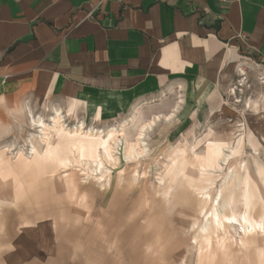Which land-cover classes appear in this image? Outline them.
Segmentation results:
<instances>
[{
    "label": "rangeland",
    "instance_id": "374dc122",
    "mask_svg": "<svg viewBox=\"0 0 264 264\" xmlns=\"http://www.w3.org/2000/svg\"><path fill=\"white\" fill-rule=\"evenodd\" d=\"M240 55L227 61L211 90L190 92L201 89L194 81L169 86L106 117L76 102L30 100L37 118L62 107L69 128L80 121L104 133L124 126L132 142L139 122L161 116L143 138L149 149L143 155L136 146L132 155L123 153L124 136L114 142L104 136L92 155L81 151L87 159L106 153L100 167L63 165L65 143L42 174L25 168L20 154L31 155L39 129L24 116V100L3 106L0 264H264V61ZM216 134L236 153L221 143V157H212ZM244 209L254 226L240 234L222 214Z\"/></svg>",
    "mask_w": 264,
    "mask_h": 264
},
{
    "label": "crops",
    "instance_id": "0c3cea01",
    "mask_svg": "<svg viewBox=\"0 0 264 264\" xmlns=\"http://www.w3.org/2000/svg\"><path fill=\"white\" fill-rule=\"evenodd\" d=\"M240 54L264 61V0H0V110L119 114L169 86L211 90Z\"/></svg>",
    "mask_w": 264,
    "mask_h": 264
},
{
    "label": "bare ground",
    "instance_id": "6f19581e",
    "mask_svg": "<svg viewBox=\"0 0 264 264\" xmlns=\"http://www.w3.org/2000/svg\"><path fill=\"white\" fill-rule=\"evenodd\" d=\"M31 106H32V104H31ZM31 106L29 103H26L23 106V114H24V116H26L28 118L29 124L32 125L33 128L39 129L40 133L37 135V136H39V139H37V144H35L34 142H31V144H32V148H31L32 150L31 151L32 152H31L30 156L24 155L23 153L20 154L23 158L21 163H22V166H24L25 168H29V169L37 166V169L35 171L40 173V174H42L45 171V167H46V163H47L46 161H49V159H55V158H57V156H60L62 154V149L64 148L63 146L66 145L65 143H67L66 146L68 147V157H67L68 162L65 161L66 160L65 159L64 161H62L63 165L69 164V163L72 164L75 161H80L82 163L87 164L88 166H91V168H92L93 164H95V163L97 164V167H100L102 165L104 166V158L107 159L106 153H104L102 155L101 159H87V158H84L81 154V151H82V152H87L90 155H92L95 151L98 150L99 146H101L103 144L102 141L104 139V136H107V138L111 139L112 142H114L115 139H119L120 136H124L126 147H124L125 151L123 153H125L127 156L132 155L133 149L136 146L138 154L143 155L144 153L149 151V149L146 148L145 143L143 144V140H144L143 138L146 136L147 130L152 128L155 125L156 121H159L161 119L160 115H156L152 119L150 118L149 120L139 122L138 124L136 123L137 128H138V133H137L138 137L136 140L134 139L135 140L134 142H132L129 140L128 133L125 130L124 126L119 131L116 130V128L114 129L113 128L114 126H113L112 129H109L107 131L105 130L106 133H104V130H102V129H101L102 130L101 131V130L95 129L93 127H91V128L85 127V122L80 121L79 125H76L74 128H69L66 125V118H65L66 116H65L61 107H57V106L51 107L52 113L50 115L49 114L47 115L46 120H49V122H47L43 115H39L37 118L35 116L36 114H33L35 111L33 112ZM177 108H179V107H177ZM138 112H139V109H138ZM176 112H177V110H176ZM135 118H137V117L134 115V117L131 119V121L135 120ZM164 118L168 119L169 117H167V115H166ZM124 120H126V119H124ZM130 124H132V123H130ZM240 128H242V127H240ZM210 135H211V133H210ZM240 140L241 139L238 138V142L236 145L237 147L240 143ZM212 142L214 143L212 146V151H211L212 157L215 156L218 159L221 157L222 151H221V149H219L221 143H226V148L230 149L231 153H236V151L234 149H231V147H230L231 142L223 141L222 137H220V136L217 137V134H216V136ZM40 144H42L41 148L39 147ZM112 149L114 151V146H112ZM0 160H3V162H4V159H0ZM116 161H118L117 156H116ZM223 161L230 164L231 163L230 155L226 154L223 157ZM112 167H114V166L112 165ZM102 174H104V173H102ZM249 189H250V186H249L248 177H247V179H245V189H243V193L241 192L242 196L244 194V197H245L246 192L249 191ZM222 194H223V192L220 189V191L217 195L216 201L219 202L218 197H220V199H221ZM206 198L208 201V199H210V195L208 194V196ZM219 216H220L219 212L215 211L214 212V222L215 223H219ZM222 217L224 219H226L228 222L238 224L240 227V230H241V232L238 231L240 234L241 233L246 234L247 228H249V227L253 228V226H254L247 209H244L241 212H237V211L233 210L230 213L222 214ZM255 223L257 225H259L260 227L262 226L261 221H255ZM234 229H233V231H234Z\"/></svg>",
    "mask_w": 264,
    "mask_h": 264
}]
</instances>
